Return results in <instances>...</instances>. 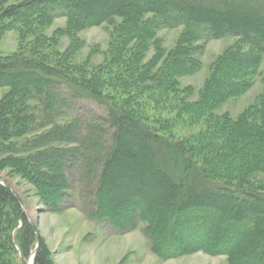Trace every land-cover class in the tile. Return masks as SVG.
Listing matches in <instances>:
<instances>
[{
  "label": "trees",
  "instance_id": "16d2710c",
  "mask_svg": "<svg viewBox=\"0 0 264 264\" xmlns=\"http://www.w3.org/2000/svg\"><path fill=\"white\" fill-rule=\"evenodd\" d=\"M59 18L67 27L45 37ZM115 19L122 24L109 66L119 72L110 78L71 65L69 51L53 61L19 53L0 58V88L10 89L0 101V172L10 169L27 180L57 212L73 199L75 178H50L48 163L64 157L78 168L87 162L82 168L95 188L93 202L90 194L87 205L79 199L92 220L117 234L143 225L151 251L164 261L204 253L229 264H264V99L236 121L214 116L252 87L264 57V0H0V39L15 31L41 48ZM179 27L176 48L151 75L165 55L156 33ZM231 37L238 42L216 60L198 101L187 102L192 89L180 88L177 79L197 70L201 47L195 45ZM152 45L157 55L147 67L142 60ZM55 92L75 107L101 108L102 115L83 125L89 140L72 117L64 124L44 121L28 106L32 98L48 99L75 116L50 99ZM150 103L162 121L147 115ZM201 120L204 127L189 137L171 133ZM98 145L102 152L94 156ZM38 243L32 264H54L17 196L0 181V264L28 263Z\"/></svg>",
  "mask_w": 264,
  "mask_h": 264
},
{
  "label": "rangeland",
  "instance_id": "374dc122",
  "mask_svg": "<svg viewBox=\"0 0 264 264\" xmlns=\"http://www.w3.org/2000/svg\"><path fill=\"white\" fill-rule=\"evenodd\" d=\"M21 1L8 0L9 3L13 4ZM67 24L65 18L55 20L51 26L44 29V36L51 38L57 30L65 29ZM121 24V19H115L101 27L77 31L74 39L64 35L55 44L51 42L50 46L35 49L30 45V42H32L31 37H28L25 41L20 39L19 33L15 31L8 32L0 39V58L19 53L24 57H47L53 61L69 51L67 59L71 65L85 68L90 73L97 74L100 78H110L119 72V66H109V59L112 56V43L117 34V28ZM183 32V28L179 27L176 29H163L156 33V41L165 55L154 67L155 69L151 71V75H155L161 70L166 55L176 48ZM237 42L238 39L231 37L206 43L200 42L195 45L201 47V51L194 56V59L199 63L197 70L192 75L177 79L180 88L192 89V94L187 102L198 101L202 89L211 76L214 63ZM155 48L153 45L150 46L145 58L142 60L143 65L147 67L151 65L150 63L157 55ZM243 48L245 52L249 51V48L245 46ZM9 93V88H0V101L6 98ZM50 99H56L57 102L59 101L67 107L70 106V110H76L74 112L76 113L75 116L71 112L62 114L63 111H58L52 102L48 103L50 101L48 99L44 102L32 98L28 106L38 119L44 121L56 120L64 124L68 123L71 120L70 117H72L73 120L79 122L77 125L80 128V134L89 140L90 134L88 135L83 125L89 123L90 118L102 115L101 108L90 102H83L80 106L75 107L73 103H69L61 97L60 93L56 92L55 96L50 97ZM262 99H264V57L257 74L252 79V87L248 92L223 104L215 110L214 116L227 115L236 121L248 108L258 106ZM153 107V104L150 103L146 110L147 115L155 120L162 121L163 115L159 111H153ZM45 114L47 118H45ZM61 116L63 117L62 120L59 118ZM204 122L205 120H201L191 125L184 123L176 126L171 133L177 138L183 139L200 131L204 127ZM43 132L37 133V135ZM101 146L98 145L94 156L101 154ZM82 154L91 158L93 155L92 151L88 149L83 150ZM57 162L52 159L48 163L51 167L50 178L62 177L63 181L67 183L72 177L75 178L69 188L71 190L67 191L69 194L71 193L73 199L68 201L69 204L65 202V206L59 207L62 210L59 209L57 212L51 211L43 204L36 188L27 180L13 173L10 169L0 172V181L7 184L22 202L28 218L32 219L39 235L49 249L54 264H229L224 256L214 257L204 253L164 261L151 251L149 240L144 234L143 225H139L135 231L117 234L109 225L92 220L90 215L85 212L84 208L86 207L83 208V205L88 204L89 194L90 201L93 202L92 194L95 188L87 180V169L82 168L83 161L78 168L71 159L65 160L63 157L61 161ZM86 164L87 162H84V165ZM68 165H75V168L66 172ZM79 197L85 200L84 204ZM31 260L32 258L25 264H30Z\"/></svg>",
  "mask_w": 264,
  "mask_h": 264
},
{
  "label": "water",
  "instance_id": "95a60500",
  "mask_svg": "<svg viewBox=\"0 0 264 264\" xmlns=\"http://www.w3.org/2000/svg\"><path fill=\"white\" fill-rule=\"evenodd\" d=\"M3 184H4V183H3ZM4 185L6 186L7 189H9V190L12 191V189H11L7 184H4ZM17 200L19 201V203H20V204L22 205V207H23V204H22V202L18 199V197H17ZM23 208H24V207H23ZM24 211H25V210H24ZM29 220H30V222L34 225L32 219L29 218ZM38 246H39V243H38V245H37V248H36L35 252L32 254V260H33L34 256H35L36 253H37ZM32 260H31V263H30V264H32Z\"/></svg>",
  "mask_w": 264,
  "mask_h": 264
}]
</instances>
